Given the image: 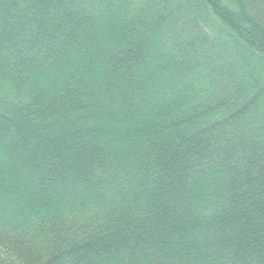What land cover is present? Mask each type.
I'll return each mask as SVG.
<instances>
[{
	"label": "trees",
	"instance_id": "trees-1",
	"mask_svg": "<svg viewBox=\"0 0 264 264\" xmlns=\"http://www.w3.org/2000/svg\"><path fill=\"white\" fill-rule=\"evenodd\" d=\"M0 264H264V0H0Z\"/></svg>",
	"mask_w": 264,
	"mask_h": 264
}]
</instances>
